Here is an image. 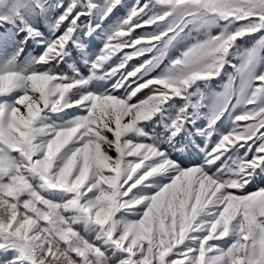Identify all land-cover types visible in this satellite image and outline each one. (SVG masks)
<instances>
[{
    "label": "snow or ice",
    "instance_id": "1",
    "mask_svg": "<svg viewBox=\"0 0 264 264\" xmlns=\"http://www.w3.org/2000/svg\"><path fill=\"white\" fill-rule=\"evenodd\" d=\"M0 264H264V0H0Z\"/></svg>",
    "mask_w": 264,
    "mask_h": 264
}]
</instances>
